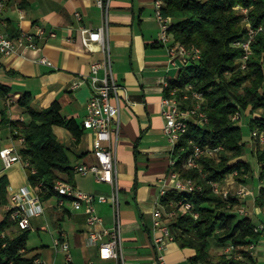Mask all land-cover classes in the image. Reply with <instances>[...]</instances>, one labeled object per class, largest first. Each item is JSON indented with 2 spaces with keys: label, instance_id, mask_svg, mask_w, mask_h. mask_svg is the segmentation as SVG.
I'll use <instances>...</instances> for the list:
<instances>
[{
  "label": "crops",
  "instance_id": "obj_1",
  "mask_svg": "<svg viewBox=\"0 0 264 264\" xmlns=\"http://www.w3.org/2000/svg\"><path fill=\"white\" fill-rule=\"evenodd\" d=\"M21 1L7 0L0 14L2 29L7 34L15 29L34 32L42 25L45 31L37 39V48L0 55V83L10 87L12 100L28 92L32 95L30 104L35 109L42 110L57 102L62 115L76 122L82 129L79 138L65 126L53 127L58 141L67 148L73 165L95 162L94 133L85 129L82 122L92 91L88 78L90 65L107 58V52L100 45L86 46L83 43L80 27L104 25L107 28L112 74L117 83L127 89L128 95V100L122 101L118 132L111 141L118 171L122 253L126 264H161L153 244L154 209L161 188L171 184L173 165L170 161L174 149L163 132L162 98L169 79L177 76L183 64L178 61V66H174L168 62L167 46L160 40L161 29L154 0H111L107 16L97 0H25V5ZM41 57H46L50 64L42 62ZM99 74L103 76L104 70L101 69ZM75 81L79 85L72 88ZM2 109L8 119H28L16 103L8 105L3 101L0 111ZM22 143L20 138L13 137L9 123L0 127L1 148L14 146L19 151ZM2 175L8 180V202L0 207V217L7 212L13 192L32 187L37 193L29 182L23 162L17 161L4 168L0 161ZM58 175V180L95 195H110L114 189L110 183L98 181L90 172L83 174L73 170ZM224 179V183L230 185L227 177ZM60 200L58 193L46 199L40 197L43 212L31 216L29 228H33L32 217H40L46 224H38L36 229L50 228L53 244L35 248L26 245L28 255L37 254L38 261L43 264H67L66 252L55 243L59 238L69 243L70 264L104 263L99 259L98 246L88 243L89 228L84 206L76 205L69 198ZM94 207L104 226L114 225L116 215L112 203L95 200ZM17 229L14 226L8 232ZM195 253L192 247L170 241L164 252V264H194L192 257Z\"/></svg>",
  "mask_w": 264,
  "mask_h": 264
},
{
  "label": "trees",
  "instance_id": "obj_2",
  "mask_svg": "<svg viewBox=\"0 0 264 264\" xmlns=\"http://www.w3.org/2000/svg\"><path fill=\"white\" fill-rule=\"evenodd\" d=\"M25 2L22 0L21 4L25 5ZM236 5L248 6L252 25L263 26L252 42L246 68L240 67L243 49L234 43L246 38V28ZM162 12L172 17L170 31L174 41L201 51L199 59L189 61L179 69L176 77L169 79L165 96L178 88L176 97L180 100L186 86L191 85L190 96L193 90L203 93L202 107L208 118V123L202 126L191 121L174 146L173 170L181 179L193 180L196 187L191 191L169 189L161 202L168 211L171 203L189 201L198 216L176 207L177 213L167 222L170 232L181 246L195 249L194 264H248L246 260L224 252L212 258V240L222 248L228 244L242 247L258 242L264 233L255 231L256 224L249 213L243 215L232 210L234 205L241 203L239 198L232 193L222 196L214 190L212 182H221L236 171V179L246 183L253 170L251 162L241 158L247 140L233 116L241 117L247 112L252 139V131H264V0H164ZM19 33L20 30L15 29L8 35L15 37ZM31 99L32 95L25 92L12 100L10 87L0 83V103H16L28 116L27 120L8 119L2 109L0 127L9 123L13 137H23L19 152L29 162L26 167L29 182L40 197L46 199L58 193L54 188L58 173H71L75 166L67 148L58 141L54 125L65 126L76 138L82 129L73 119L62 115L57 102L37 110L30 104ZM192 99L185 100L183 107L189 106ZM194 144L221 145L219 159L202 155L197 159L198 167H186L185 161L193 152ZM255 158L260 188L252 201L253 205L264 208V143L258 142ZM7 184V177L0 176V207L8 202ZM14 226L18 227L17 231L9 233ZM29 232V227L20 228L11 220L8 211L0 218V264H43L37 261V254L28 255ZM237 251L250 259L251 264H258L249 251L243 248Z\"/></svg>",
  "mask_w": 264,
  "mask_h": 264
},
{
  "label": "built area",
  "instance_id": "obj_3",
  "mask_svg": "<svg viewBox=\"0 0 264 264\" xmlns=\"http://www.w3.org/2000/svg\"><path fill=\"white\" fill-rule=\"evenodd\" d=\"M111 0H97V4L104 11L105 15H108ZM164 0H154L156 18L160 23V40L167 46L168 50V62L174 66H178L180 61L183 66L191 60H197L201 57V51L197 47H188L185 44L174 41L173 35L170 31L172 24V17L165 16L162 12V5ZM7 4V0H0V14L3 12ZM238 14L242 17V22L246 28V38L238 39L234 43L235 45L243 49L241 57L240 67L246 68L247 59L252 53V42L255 40L257 33L263 30V26H253L249 18V7L236 5ZM22 12V11H21ZM80 18V14L76 12ZM106 27L104 25L97 28H90L82 26L80 27L82 33L83 43L86 46L91 44H98L104 51L107 52V58L105 61H95L90 65L89 81L92 86L90 98L87 102V114L83 119V127L85 129L92 130L94 133L93 140V153L95 156V162L93 163H78L74 166V170L79 173H93L98 181L108 182L113 186V191L110 195L99 194L95 195L77 189L72 184L57 180L54 188L58 192L61 202L64 198L72 199L76 205H83L86 215V222L88 225V243L90 245H97L99 248V259L104 261L102 264H126L122 248V234L121 224L119 218V182L117 163L115 158L114 148L111 141L112 136L118 132V116L123 99L128 100L127 89L121 86L115 80L112 74L111 61L109 57L108 41L106 37ZM44 27L42 25L37 26L36 31L22 30L17 36H9L0 26V55H10L16 52L18 49L37 48V39L44 33ZM51 35H55V32H51ZM40 60L44 63L50 64L46 57H41ZM104 70L103 76L99 74L100 70ZM79 85V82H73L72 88ZM192 86L187 85L186 91L183 93L182 98L185 100L192 97L194 103L183 107L181 99L176 97L178 88H173L169 95L162 98V114L164 117L163 132L166 137L173 144V148L179 140L182 133H184L192 121L199 125H205L208 123L206 112L204 111L203 93L197 90L191 91V96L188 93ZM11 101V100H10ZM237 118V116H234ZM252 136L256 138L260 144L264 143V131H252ZM23 141V137H20ZM222 146L212 147L209 145L201 146L194 144L193 152L185 161L186 167H198L197 159L206 155L211 157L217 155ZM0 161L3 163L4 168L10 167L17 161H21L27 167L29 165L28 160H24L19 151L14 146L0 147ZM175 159L171 158V164L175 163ZM34 171V170H33ZM236 173V172H234ZM171 184L164 185L160 192L159 197L156 200L154 209V235L153 244L157 254V260L164 264V252L167 248V244L173 241L174 238L170 232L168 220L177 213L176 207H181L182 211H192V204L189 201H179L171 203L170 209L167 211L166 206L162 204L161 197L169 189H176L180 191H191L196 187V184L191 179H181L178 173L173 170L170 175ZM214 190L220 193L222 196L227 197L230 193L228 188H223L222 183L218 181L212 182ZM240 200L246 198H254L255 193L249 189L246 185H240L233 192ZM110 202L115 208V223L111 227L103 225L102 217L96 212L94 207V201ZM7 211L11 220L15 221L20 228H27L31 223V216L40 215L43 212V207L40 204V196L31 187H23L20 190L13 192L9 197V204L7 205ZM193 212V211H192ZM240 214L246 215L248 211L245 207L237 209ZM264 212V208L257 206L255 213ZM195 217L197 213L193 212ZM1 218V217H0ZM255 231L264 232V223L256 224ZM62 237H65L62 234ZM56 245L60 246L66 252V263L70 264L71 254L69 251V243L65 239H57ZM258 242H250L245 246H235L234 244H228L224 247L223 252L226 254H234L235 257L241 256L243 253L237 251V249L243 248L251 253V255L257 259L256 246ZM23 251V250H21ZM110 259L116 261L109 262ZM38 261V259H37ZM90 264H96L91 261ZM197 264H204L199 262ZM209 264H215L210 262Z\"/></svg>",
  "mask_w": 264,
  "mask_h": 264
},
{
  "label": "rangeland",
  "instance_id": "obj_4",
  "mask_svg": "<svg viewBox=\"0 0 264 264\" xmlns=\"http://www.w3.org/2000/svg\"><path fill=\"white\" fill-rule=\"evenodd\" d=\"M192 98V97H190ZM182 104L185 102V99H181ZM194 103V99H192V103ZM190 104V105H191ZM237 116V118H234L233 116V120H235V122L239 123L241 125L243 134L245 139L247 140V143L245 145V153L242 155L241 158L243 159H247L251 162L252 165V172L248 175V181L246 182V185L254 191V193H258L259 192V188H260V180L258 177V171H259V166L258 163L256 161L255 158V150L258 147V142L257 140H255V138H251V130L248 126V114L247 112H243L241 114V117L237 114L235 115ZM220 153H218L217 155H212L211 157L215 158V159H219ZM236 172V171H235ZM236 173H231L228 174L227 180L229 181V184L224 183L226 179L222 180V185L223 188H228L230 190V192H235V190L238 188V186H240V181H238L236 179ZM225 177V178H226ZM55 199V198H54ZM46 203V201H44ZM241 207H245L246 210L248 211L249 215L252 217V220L255 224H259L261 222L264 223V212H260L258 214H255V206L253 205V201L251 200V198L248 201L245 202H241L240 204L234 205V207L232 208L233 211H237L238 208ZM46 224V222L44 220H42L40 217H32V225L33 228L30 229L29 232V238L27 241V246L30 248H35L37 246H41V245H50V247L53 244V240L51 238V234H50V228H47V230L44 229H36V225L38 224ZM55 234V232H54ZM238 247V246H237ZM223 249L221 246H218L217 243L212 240L211 242V246H210V253L212 255V258L215 259L217 257V255L219 253L223 252ZM256 252H257V262L258 264H264V233L262 234L261 239L258 241V244L256 246ZM239 259H244L247 261L248 264H251V260L246 258L243 254L239 257H236Z\"/></svg>",
  "mask_w": 264,
  "mask_h": 264
}]
</instances>
